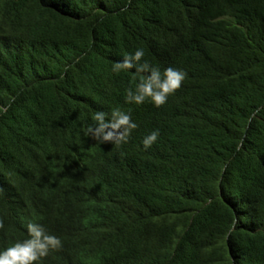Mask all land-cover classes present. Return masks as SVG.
<instances>
[{
    "label": "trees",
    "instance_id": "16d2710c",
    "mask_svg": "<svg viewBox=\"0 0 264 264\" xmlns=\"http://www.w3.org/2000/svg\"><path fill=\"white\" fill-rule=\"evenodd\" d=\"M136 48L186 73L160 108L125 103L134 71H111ZM103 104L138 126L62 214L59 131ZM10 199L62 240L46 264H264V0H0L3 219Z\"/></svg>",
    "mask_w": 264,
    "mask_h": 264
},
{
    "label": "clouds",
    "instance_id": "9594fccd",
    "mask_svg": "<svg viewBox=\"0 0 264 264\" xmlns=\"http://www.w3.org/2000/svg\"><path fill=\"white\" fill-rule=\"evenodd\" d=\"M129 70L134 71L132 86L125 95V103L129 105L140 106L148 102L160 108L181 88L186 78L182 69L171 66L161 69L150 63L145 59L143 48L125 53L111 67L116 74ZM78 122L81 129L76 136L69 125L59 131L63 139L62 152L67 159L63 179L58 180L59 184L55 183V199L62 214L70 213L86 202L84 194L79 195L82 191L75 189L78 176L89 175L101 150L111 144H126L138 126L130 111L110 104L98 105L97 108L85 106ZM158 138V129L145 135L142 139L144 150L151 148ZM66 141L72 142L67 145ZM25 203L20 200L14 203L10 199L5 218L0 215V264H46L51 251L62 247V240L50 233V227L39 213L31 210L23 215Z\"/></svg>",
    "mask_w": 264,
    "mask_h": 264
}]
</instances>
